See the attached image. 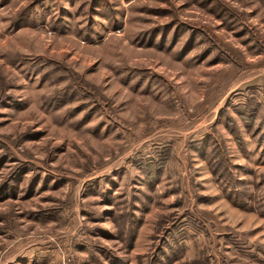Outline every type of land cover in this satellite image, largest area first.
<instances>
[{
  "label": "rangeland",
  "instance_id": "1",
  "mask_svg": "<svg viewBox=\"0 0 264 264\" xmlns=\"http://www.w3.org/2000/svg\"><path fill=\"white\" fill-rule=\"evenodd\" d=\"M0 264H264V0H0Z\"/></svg>",
  "mask_w": 264,
  "mask_h": 264
}]
</instances>
